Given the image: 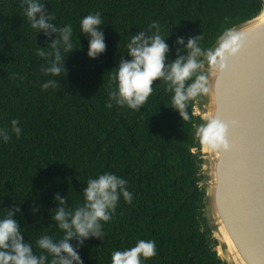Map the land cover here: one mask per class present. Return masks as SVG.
<instances>
[{"label": "trees", "instance_id": "1", "mask_svg": "<svg viewBox=\"0 0 264 264\" xmlns=\"http://www.w3.org/2000/svg\"><path fill=\"white\" fill-rule=\"evenodd\" d=\"M42 2L57 27L71 25L76 49L66 57L67 75L54 78L59 86L42 91L53 78L41 73L45 61L36 54L47 46L45 37L30 27L21 0H0V128H10L14 119L21 128L19 138L0 142V216L13 204L20 207L16 218L25 242L40 255V236H63L50 220L57 206L53 194L75 206L90 177L112 172L127 181L133 201L121 198L103 225V240L85 241L83 264H111L112 252L140 239L153 240L157 252L142 264H224L202 213L198 96L186 104L187 120L170 107L172 94L156 87L159 80L140 111L105 104L113 68L122 56L129 59L126 44L136 32L156 21L172 46L171 59L178 36H197L203 54L225 30L255 17L263 0ZM96 12L102 13L106 50L91 60L79 23ZM34 203L35 216L29 212Z\"/></svg>", "mask_w": 264, "mask_h": 264}, {"label": "clouds", "instance_id": "2", "mask_svg": "<svg viewBox=\"0 0 264 264\" xmlns=\"http://www.w3.org/2000/svg\"><path fill=\"white\" fill-rule=\"evenodd\" d=\"M21 7L30 27L36 35L42 33L47 44L46 47L39 46L36 54L45 61L41 73L53 78L44 82L41 90L55 89L60 81L54 78L67 75L66 57L76 49L72 41L73 29L67 24L57 27L42 0H21ZM101 14L90 13L79 23L80 35L88 40L86 56L91 60L97 59L106 50ZM174 43L176 55L175 59H171L168 54L172 46L160 35V25L156 21L147 29L133 34L126 44L129 59L122 56L114 71L110 70L112 75L105 107L111 109L115 105L140 111L154 92L153 82L159 80L156 87L163 85L164 91L172 94L170 107L181 119L187 120V102L208 92L206 77L200 74L202 50L197 44V36L189 37L187 41L183 36H178ZM18 123L14 119L10 122V128H0V142H8L12 135L20 137ZM224 134V124L214 117H209L196 131L203 143L212 146L222 143ZM121 198L127 204L133 201L132 193L127 190V181L107 171L87 180L82 189V202L75 206L69 207L66 196L54 193L53 202L57 206L51 209L54 214L50 220L63 236L55 240L49 235L40 236L35 242L41 250L40 255L35 254L32 245L25 242L16 218L21 208L13 204L4 209L0 216V264H83L79 249L89 239L105 238L103 225L111 221ZM29 212L35 216L39 206L34 203ZM72 241H75V245ZM156 254L153 240L140 239L130 248L112 252L111 264H142V260Z\"/></svg>", "mask_w": 264, "mask_h": 264}, {"label": "water", "instance_id": "3", "mask_svg": "<svg viewBox=\"0 0 264 264\" xmlns=\"http://www.w3.org/2000/svg\"><path fill=\"white\" fill-rule=\"evenodd\" d=\"M208 92L199 127L214 117L223 142L200 141L202 213L224 264H264V0L253 18L225 30L201 56Z\"/></svg>", "mask_w": 264, "mask_h": 264}]
</instances>
